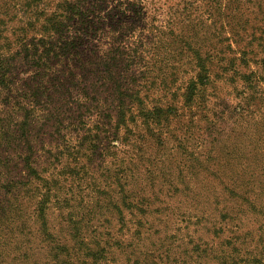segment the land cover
Listing matches in <instances>:
<instances>
[{
	"label": "rangeland",
	"instance_id": "374dc122",
	"mask_svg": "<svg viewBox=\"0 0 264 264\" xmlns=\"http://www.w3.org/2000/svg\"><path fill=\"white\" fill-rule=\"evenodd\" d=\"M197 6L199 28L191 31V13L178 32L208 58L199 125L175 121L165 144L122 145L112 137L125 130L100 118L85 130L36 122V179L25 169L27 145L0 150L12 158L0 168V264H264V0ZM175 59L140 61L123 77L161 85L152 92L166 99L195 69L188 53ZM244 75L261 86L244 85ZM41 110L47 117L49 107ZM92 132L96 144L84 136ZM52 174L41 207L38 180Z\"/></svg>",
	"mask_w": 264,
	"mask_h": 264
},
{
	"label": "trees",
	"instance_id": "16d2710c",
	"mask_svg": "<svg viewBox=\"0 0 264 264\" xmlns=\"http://www.w3.org/2000/svg\"><path fill=\"white\" fill-rule=\"evenodd\" d=\"M155 3L0 0V150L16 145L18 151L20 145H27V155H22L28 176L36 179L39 174L31 161L36 122L49 124L54 120L85 130L98 124L100 118L115 130H125L124 136L116 132L112 137L122 145L138 138L146 144H165L171 139L167 129L175 121L199 125V100L209 83L208 58L202 48L186 44L183 32H178L191 13V31L199 28V0H165L162 7H155ZM161 10H165L163 15ZM179 43L186 49L177 54ZM183 53L195 61L193 75L173 93L169 89L166 99L152 92L154 88L163 92L161 85L150 87L146 81L123 77L135 73L140 61H175ZM241 82L255 91L262 84L260 78L250 81L248 75ZM243 105L241 111L246 110ZM44 107H49L47 117L39 114ZM56 107L62 110L52 115ZM85 135L96 141L93 132ZM190 135L185 132L182 139L189 141ZM10 155L6 152L0 158V168L10 166ZM38 181L42 188L37 187L36 194L41 195L39 205L44 207L52 199L55 175L39 177ZM10 184L14 187L16 182Z\"/></svg>",
	"mask_w": 264,
	"mask_h": 264
}]
</instances>
